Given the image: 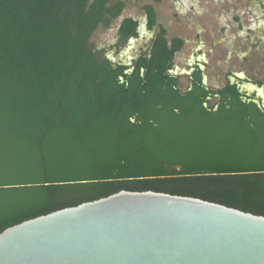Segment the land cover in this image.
<instances>
[{
    "label": "trees",
    "instance_id": "1",
    "mask_svg": "<svg viewBox=\"0 0 264 264\" xmlns=\"http://www.w3.org/2000/svg\"><path fill=\"white\" fill-rule=\"evenodd\" d=\"M126 6L0 0V234L120 191L264 216V111L231 85L211 91L217 108L201 86L182 91L169 70L183 40L164 27L133 74L113 63L91 38ZM143 10L152 31L155 8ZM139 25L125 18L120 40Z\"/></svg>",
    "mask_w": 264,
    "mask_h": 264
},
{
    "label": "water",
    "instance_id": "2",
    "mask_svg": "<svg viewBox=\"0 0 264 264\" xmlns=\"http://www.w3.org/2000/svg\"><path fill=\"white\" fill-rule=\"evenodd\" d=\"M0 264H264V216L120 191L7 228Z\"/></svg>",
    "mask_w": 264,
    "mask_h": 264
},
{
    "label": "rangeland",
    "instance_id": "3",
    "mask_svg": "<svg viewBox=\"0 0 264 264\" xmlns=\"http://www.w3.org/2000/svg\"><path fill=\"white\" fill-rule=\"evenodd\" d=\"M123 15L109 29L100 27L91 43L112 59L128 62L146 42L143 38L133 47L115 48L116 31L122 19L133 17L142 25L147 17L143 10L153 5L158 25L167 30L169 39L180 37L185 45L175 59V65L186 69L187 59L196 49L203 48L209 62L208 76L211 85L215 77H224L229 71H245L264 81V0H126ZM250 29H254L251 31ZM180 89L186 90L182 78Z\"/></svg>",
    "mask_w": 264,
    "mask_h": 264
},
{
    "label": "flooded vegetation",
    "instance_id": "4",
    "mask_svg": "<svg viewBox=\"0 0 264 264\" xmlns=\"http://www.w3.org/2000/svg\"><path fill=\"white\" fill-rule=\"evenodd\" d=\"M124 19H122V21ZM120 25L118 26V29L116 31V41L114 43L115 48L117 49L125 48V50L128 51L133 47L134 42L143 38L142 35L145 32L149 34L148 37L147 36L145 37L146 42L144 46H142L140 51L137 53V55L135 57H131L128 62H124L121 59H112L106 55L113 63L126 66L129 69L127 73L133 74L136 68L137 61L142 57H147L149 50L151 49V46L156 40L159 31H155L156 28L151 31L146 21L145 25H142L140 23L139 28L137 30V36L129 37L126 41H121L120 38L118 37ZM250 30L254 31V29H250ZM176 38H180V37H176ZM173 39H169V41H172ZM184 45L185 42L183 40V47ZM182 49L174 57L172 61V67L170 68L169 72L173 75V77L179 79V86L182 78H185L186 90L188 89L193 90L195 85H198L199 88L200 86L203 87L205 89L204 93H206L205 96L206 100L204 103V106L206 108H211V107L217 108L221 100V97L218 94L212 95L211 91L215 92V91L223 90L227 88L229 85H231L232 87H235V89L238 91V96L243 101V103L248 105H253L258 109L264 111V81L259 79L257 75L256 76L253 75L254 73L250 75L248 73H245V71H240V72L229 71L226 73V75L223 78L220 76L215 77V83L214 85H211L208 76L209 62L206 59V55L204 54L203 48L196 49L192 52L191 56L187 59L186 69H180L178 66L175 65V59L177 55L182 51ZM143 72L144 70L142 69V74ZM199 92L201 93L200 90H198V93Z\"/></svg>",
    "mask_w": 264,
    "mask_h": 264
}]
</instances>
